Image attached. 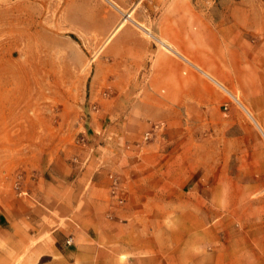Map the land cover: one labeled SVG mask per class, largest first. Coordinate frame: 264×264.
I'll list each match as a JSON object with an SVG mask.
<instances>
[{"label": "rangeland", "instance_id": "374dc122", "mask_svg": "<svg viewBox=\"0 0 264 264\" xmlns=\"http://www.w3.org/2000/svg\"><path fill=\"white\" fill-rule=\"evenodd\" d=\"M105 1L123 20L151 31L158 46L163 47L160 40L172 46L177 37L187 55L189 49L196 52V74L216 98L199 104L193 117L181 118V125L195 129L197 142L204 143L198 154L203 152L209 162L204 168L213 173L193 185L202 195L197 202L208 208L212 229L206 236L207 264H237L232 256L221 263L219 253L212 252L220 239L235 238L240 224L264 225V0ZM70 7V0H0V193L6 198L21 194L38 200L41 195H29L27 188L48 180L53 198L68 191L71 206L82 190L73 180L80 159L87 157L82 148L105 142L100 134L85 132L90 110L96 109L87 102L85 80H79L103 38L78 29L95 24L85 6ZM126 13L130 17L124 19ZM97 24L102 35L110 29L107 21ZM126 34L121 27L112 38ZM145 134L134 136L139 142L150 140ZM188 190H181L180 200L194 199ZM109 191L120 200L118 182H111ZM173 216L164 219L168 227ZM71 242L69 236L65 244ZM183 249L187 255L190 248Z\"/></svg>", "mask_w": 264, "mask_h": 264}, {"label": "crops", "instance_id": "0c3cea01", "mask_svg": "<svg viewBox=\"0 0 264 264\" xmlns=\"http://www.w3.org/2000/svg\"><path fill=\"white\" fill-rule=\"evenodd\" d=\"M109 3L70 0V9L74 5L88 9L93 23H110L105 35L98 24L87 29L78 26L103 38L87 74L79 80H85L87 102L96 109L90 110L85 132L100 134L105 142H88L82 148L87 157L80 159L73 179L82 190L71 206L68 191L53 198V183L48 180L25 186L29 195H41L38 200L0 193V264L208 262L206 236L212 230L208 208L197 202L202 195L193 185L211 179L213 173L204 168L209 162L203 152L198 154L204 143L197 142L193 127L181 125V118L193 117L199 104L216 97L198 78L193 64L196 52L189 49L192 56L187 55L184 41L173 37L172 46L162 40L163 47L158 46L151 31L123 20ZM121 27L127 28V34L115 41L112 37ZM105 89L112 96L99 94ZM108 118L124 120L113 124ZM142 133H149L151 139L137 141L134 135ZM111 182L123 189L119 201L110 194ZM186 187L194 199L180 200ZM169 214L174 215L170 227L164 221ZM236 235L215 245L219 248L212 253H219L221 263L232 256L237 264H264V225L242 223ZM69 236L72 242L66 245Z\"/></svg>", "mask_w": 264, "mask_h": 264}, {"label": "built area", "instance_id": "2783aa9c", "mask_svg": "<svg viewBox=\"0 0 264 264\" xmlns=\"http://www.w3.org/2000/svg\"><path fill=\"white\" fill-rule=\"evenodd\" d=\"M148 136H149V133H146V134H145V137L148 138ZM70 241H71V239H68V240H67V243H70Z\"/></svg>", "mask_w": 264, "mask_h": 264}, {"label": "bare ground", "instance_id": "6f19581e", "mask_svg": "<svg viewBox=\"0 0 264 264\" xmlns=\"http://www.w3.org/2000/svg\"><path fill=\"white\" fill-rule=\"evenodd\" d=\"M128 17H130V13H126L125 16H124V19L128 18Z\"/></svg>", "mask_w": 264, "mask_h": 264}]
</instances>
